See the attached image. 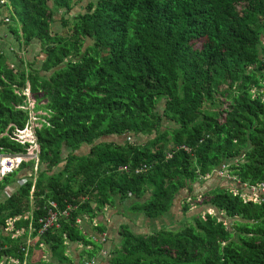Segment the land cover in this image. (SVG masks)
I'll return each mask as SVG.
<instances>
[{
	"label": "trees",
	"instance_id": "trees-1",
	"mask_svg": "<svg viewBox=\"0 0 264 264\" xmlns=\"http://www.w3.org/2000/svg\"><path fill=\"white\" fill-rule=\"evenodd\" d=\"M76 3L0 1V152L26 151L12 135L30 122L28 87L50 123L37 131V171L24 163L0 181L15 190L0 201V263L71 264L74 244L92 260L107 228L91 236L79 219L130 200L132 214L158 220L186 192L184 215L193 203L218 215L148 235L123 226L107 264H264V201L238 185L264 182V0H93L68 20ZM60 12L66 34L53 31ZM127 135L150 139L116 142ZM224 165L235 179L204 191ZM50 201L71 210L40 234Z\"/></svg>",
	"mask_w": 264,
	"mask_h": 264
},
{
	"label": "built area",
	"instance_id": "built-area-1",
	"mask_svg": "<svg viewBox=\"0 0 264 264\" xmlns=\"http://www.w3.org/2000/svg\"><path fill=\"white\" fill-rule=\"evenodd\" d=\"M25 95L27 96L26 105L23 107L26 110H29L30 122L25 129L14 131L12 137L15 141L21 143L22 145H28L26 151L20 153H8L0 152V181L5 179V177L18 171L24 163L35 162V170L37 171L40 157V146L38 143L37 131L40 130L44 124L47 126L50 125L49 121L43 116H48L47 113L38 114L39 112L35 110L36 102H32L30 99L31 91L30 87L25 89ZM263 100H264V90H263ZM132 138L129 136L128 141H131ZM129 166L121 167V171L129 172ZM150 169L148 164H142L137 166L134 169L135 174L139 175L144 172H147ZM218 174L223 178L233 179L229 174L227 167L224 165L218 171ZM228 176V177H227ZM235 179V178H234ZM23 180L24 184L26 183L25 179ZM235 193H238L239 190H233ZM10 196V194H9ZM243 198L246 201L261 202L264 201V182L258 184L257 186H248L244 185L243 187ZM71 208L69 207L66 211H61L58 207V204L54 201H50L48 204L47 215L41 219V227L39 230L40 234H44L49 229L54 227H59V219L61 216H68ZM78 224L82 223V220L77 221ZM6 263V262H5ZM19 264L17 260H11L7 264ZM25 264H27L25 262ZM85 264H96L94 259L86 261Z\"/></svg>",
	"mask_w": 264,
	"mask_h": 264
},
{
	"label": "rangeland",
	"instance_id": "rangeland-1",
	"mask_svg": "<svg viewBox=\"0 0 264 264\" xmlns=\"http://www.w3.org/2000/svg\"><path fill=\"white\" fill-rule=\"evenodd\" d=\"M1 1V0H0ZM91 1L93 0H76V5L74 7V11L72 14L66 16L68 20H70L71 16L73 15H76L77 12H80V11H86V7L88 5V3H90ZM2 7V6H0ZM2 11L4 12V10H1L0 8V14H2ZM5 12H7V14L9 16H14V12H13V8L12 6L7 2V5L5 6ZM61 12L55 17V22L53 23V31H57V32H60L62 34H66L67 33V28L65 29L64 26L62 25V20H61ZM202 46V41H199L197 42L196 44V47L197 48H201ZM32 53L35 54V57H39L40 53L36 52L35 50V47H32L30 48ZM32 59V58H31ZM43 61V57H39V59H37V67H39L41 65ZM30 99L31 101L34 103L35 100L33 99V96L30 95ZM222 101H224V98H220ZM164 108V105H161L159 110H163ZM39 113L38 114H44V112L42 110L38 111ZM170 123L166 120V123L164 124L165 127L169 126ZM131 137L132 140L131 142H136V141H140L141 143H146L150 137H140V138H134L133 136L131 135H127V136H124L122 138H119L116 140L117 143H120V144H124L126 141H128V137ZM84 152V151H83ZM218 171L219 170H216L215 173L216 175L214 174L213 176H207V178L205 179V184L202 186L203 187V190L206 191L208 189H210V184L211 185H217L215 183L219 182L218 184H223V185H229V183L227 182V180H229L228 178H223V177H220V175L218 174ZM32 171L29 170V171H25V172H22V173H26V174H29L31 173ZM229 172V171H228ZM21 174V172H17V177ZM219 175V176H218ZM231 175V173H230ZM232 176V175H231ZM228 177V176H227ZM20 178V176H19ZM232 178L234 179V177L232 176ZM239 186H242L244 187V185L240 184V182H238ZM18 185L19 186H23L24 185V182L23 180H19L18 182ZM231 185V184H230ZM14 190V188H10L8 187L7 190H5L4 192H0V201H3L6 197L9 196V194H11ZM14 193V192H13ZM194 195H196V193H193ZM184 196H186V192H183L181 194L180 197L177 198V200L175 201V204L171 210L170 213H168L166 216L158 219V220H154L152 221V225L150 227L146 226L143 222H139V220L141 218H143V216L141 214H132V217H133V221L132 223L135 224V228L134 230L135 231H138L140 232L141 234H145V235H148L150 232L154 231V230H159L160 228H166V229H169V230H180L183 226H185V224L189 223L187 219H191L194 215H197L201 212L202 215H205L206 213H211V214H217V212L215 210H213L212 208L208 207V206H205L203 204L200 205H197L195 203H193L191 205V211L187 214V215H184V212H183V209H182V205L181 203L184 202ZM197 198L199 200H201L202 198L200 197V195H196ZM189 200V199H187ZM131 203V201H127V206H129V204ZM218 215V214H217ZM140 223V224H139ZM141 223L144 224L141 225ZM233 223L232 220L230 219H227L226 220V224L227 225H231ZM10 227L8 228L7 232L9 231H12L13 230V222L10 221ZM24 232V230H21L17 233L16 236H20L22 235ZM37 239V238H36ZM36 239L34 241H36ZM34 241H30V237H27V239L25 240V242H27L28 245H34ZM42 255H40L41 257H46L48 255L47 251H46V247H42ZM37 255L39 256V253L37 252ZM37 256V257H38ZM0 264H7L5 263L4 261L1 262ZM17 264V263H16Z\"/></svg>",
	"mask_w": 264,
	"mask_h": 264
},
{
	"label": "crops",
	"instance_id": "crops-1",
	"mask_svg": "<svg viewBox=\"0 0 264 264\" xmlns=\"http://www.w3.org/2000/svg\"><path fill=\"white\" fill-rule=\"evenodd\" d=\"M2 10V9H1ZM1 33V31H0ZM216 174V173H215ZM219 176V175H218ZM221 177V176H220ZM22 178V177H21ZM185 198V197H184ZM184 202L181 203L183 205ZM131 204H129L130 206ZM129 206H127V201L120 202L117 200L116 204L114 206H107L103 212V214L100 217H96L93 220V223L90 222V220L87 218L88 222L85 223L82 227L85 228L87 233L89 235H94L95 231H93V226H97L98 224H103L107 228V232L104 234L102 237V242L105 243L104 248L93 258L96 261V264H107L108 263V257L111 251L115 247H119L121 243V239L119 236V232L121 231V228L123 226H129L133 231L135 228V224L132 223L133 217L131 212L129 211ZM152 221L148 218H141L139 222H143L146 226L150 227L152 225ZM141 223V225L144 226V224ZM140 224V223H139ZM161 229V228H160ZM157 230H154L150 233H153ZM138 234H141L138 231H135ZM149 233V234H150ZM36 238L32 239L30 236V241H34ZM97 240V239H95ZM100 241V243H101ZM37 243L34 241V244ZM84 245L79 244V245H70L69 249L67 250V255L71 258L72 262L71 264H85L86 261H89L88 258H82L81 254L83 252ZM87 249H92V247H88ZM48 255L46 257H43L44 260H49L50 259V254L48 250L46 249Z\"/></svg>",
	"mask_w": 264,
	"mask_h": 264
}]
</instances>
